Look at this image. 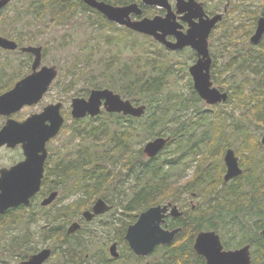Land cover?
I'll list each match as a JSON object with an SVG mask.
<instances>
[{"label": "trees", "instance_id": "trees-1", "mask_svg": "<svg viewBox=\"0 0 264 264\" xmlns=\"http://www.w3.org/2000/svg\"><path fill=\"white\" fill-rule=\"evenodd\" d=\"M21 0H16L10 5L15 6L16 14L15 21L19 22L24 15L30 19L50 18L57 24H65L68 19H71L78 9L91 11L101 19L104 27L110 31H118L116 25L107 21L102 15L85 6L80 0H30V3L18 5ZM106 3H129L136 0H102ZM138 1V0H137ZM235 5V4H234ZM233 5V6H234ZM29 24V23H28ZM14 25V22L11 27ZM238 26L234 25L233 21H228L224 31L225 37L229 41H233L238 37ZM13 38L19 46H24L26 43L22 32L12 27ZM243 31H247L245 28ZM129 35L133 32L126 30ZM250 34V31H248ZM136 35V34H134ZM138 35V34H137ZM5 37H12L7 35ZM142 39L151 41L150 38L141 36ZM262 41L261 43H263ZM252 51L250 54L253 60L257 63L263 62L264 52L255 53V48L249 46ZM9 53V52H8ZM16 53V52H11ZM44 55V51H43ZM161 56L144 57L131 64V66L123 65L113 81L104 84H92L90 88L101 89L108 88L118 93L123 99H128L133 103L145 104L146 114L142 118H133L123 116L121 114H108L101 112L95 118H86L76 121L75 123L88 125L89 122H96L105 116L103 123L99 126H87L83 134H75V138L84 137L83 145L75 150V155L72 158L58 160L54 174L57 179L53 183H42V193L47 189H61L66 196L77 192L90 198L89 202H93L98 197H103L109 202H114L120 197L118 189H112L115 183H123L122 177L117 176L114 168L122 165L128 173L123 176H128L137 173L136 191L132 197L128 199L127 204L123 207V211L130 210L139 212L155 203L160 199H170L172 203H179L185 208L184 220L178 219V223L182 231L176 237V241L169 246L158 247L154 251L153 261L144 264H203V260L198 257L192 250L191 244L194 235L201 230H213L220 234L223 245L226 248H235L245 244L252 245V264H264V237L260 231L264 229V147L260 144L259 138L252 140L247 137L248 134L242 135L236 125H233V134L236 135L237 149L240 151L244 167V173L238 179H235L227 184H224L222 178L216 181L213 172L206 166H196L194 178L181 184V181L186 176V171L190 166L175 162L172 149L168 150L163 155L167 147L177 146L175 152H179L182 156L193 155V160L203 152L202 147L206 145L212 138L213 130H224V123L221 121V113L212 115L211 111L203 110L201 100L197 96L192 87L190 88L191 96L186 97L182 93H175L165 97L161 96V92L169 84L171 70L168 62L162 60ZM229 59V58H228ZM167 60V59H166ZM168 61V60H167ZM239 64L237 58L229 59L228 64L222 65L225 74L230 71L233 65ZM29 65V63H23ZM7 66V65H6ZM260 75L264 79V65L260 70ZM118 79L121 84H114ZM2 79H0L1 83ZM264 81V80H263ZM264 84V83H263ZM248 82L242 81L235 89L239 92L232 93V96H237L241 99V89H245ZM263 102L262 117L264 122V86L262 91H259ZM240 94V95H239ZM193 108L197 116H204L201 120L192 119ZM180 120H179V119ZM195 118V117H193ZM107 121V122H105ZM180 124L175 126L173 122ZM180 122V123H179ZM183 124V125H182ZM200 131L201 134L196 132ZM226 131V135L228 132ZM243 132L245 130L243 129ZM79 133V132H78ZM97 133H104L109 138L106 147L108 149H97V145L88 144V137H96ZM247 133V132H246ZM230 134V133H229ZM83 135V136H82ZM140 136V137H138ZM140 138L136 140V138ZM156 137H170L166 148L159 155L152 159H147L143 155L142 145ZM194 138V140H192ZM174 140V141H173ZM240 140V141H239ZM174 142V143H173ZM206 156V154H203ZM195 156V157H194ZM197 161V158H196ZM175 186L171 195L166 196L167 192ZM42 195V194H41ZM96 196H98L96 198ZM164 196V197H163ZM192 200L196 197V205L189 206L184 197ZM42 196H37V198ZM81 197L80 199H86ZM36 198V197H35ZM78 200L76 206L89 209L91 205H87V201ZM37 205L36 207H38ZM44 210L43 219L46 224H57L60 217L70 219L69 207L56 208L53 211ZM30 211L26 217L27 224L36 222V217L39 213L35 207H20L15 210L8 211L0 217V221L7 216L21 218L19 212ZM54 218V219H53ZM15 223V222H14ZM46 230V231H44ZM54 228H43L44 240L51 241L59 235L65 236L64 232L55 231ZM124 230V229H123ZM123 232V231H122ZM123 236V234H122ZM27 236L18 237L13 240V245L17 248H23V245L28 242ZM127 247V246H125ZM131 259L140 260L129 252ZM29 254H26L21 259H26ZM121 264H131L124 262ZM135 264H143L136 261Z\"/></svg>", "mask_w": 264, "mask_h": 264}, {"label": "rangeland", "instance_id": "rangeland-1", "mask_svg": "<svg viewBox=\"0 0 264 264\" xmlns=\"http://www.w3.org/2000/svg\"><path fill=\"white\" fill-rule=\"evenodd\" d=\"M199 1L206 3V7L209 11L215 10L213 4L219 2L218 0H215V3H212L214 0ZM237 2L238 0H231V6L233 3L236 4ZM17 3H19L18 5L28 6L27 4L30 3V0H21ZM255 6H260V1L256 2ZM154 12L156 11L154 10L150 14ZM15 14V6L13 5L8 6L1 12L0 36L5 37L10 35L12 37L6 38L14 41L13 38H15V35L10 28H16L19 32H22L25 38L24 41H26V43L24 46H40L43 48L44 56L42 65L48 67L54 66L58 71L56 80L48 93L41 100L40 105L26 108L23 113L37 112L47 104L62 102L65 127L47 146L49 154L51 155L49 160L50 165L60 159L69 158L75 154L76 149L83 145L84 137L75 138L74 135L76 133L83 134L87 126H92L91 124L99 126L103 123V119L106 118L105 116H101V119L93 123L89 122L88 125L76 124L70 116V100L75 97L87 99L90 91L93 89L90 88V85H105V83L113 81L115 78L113 76L117 74L120 76L122 75V73L120 74L118 72L123 65L131 66V64L137 63L138 60L144 57L157 58V56L160 55L161 58H167L171 62L170 70L172 74L169 78V84L161 92V96L165 97L175 93H182L186 97L191 96V90L188 87L187 64L185 65V62L189 60V53L185 52L181 55H167L161 52L153 41H146L142 39L139 34L134 35L130 33L129 35L123 28L118 26H116L118 31H110V29L107 28L108 26L104 27L105 24L103 25L101 19L91 11L78 9L72 18L68 19L65 24H57L50 18L30 19L31 14L29 17L23 14L24 17L19 22H16L14 18ZM230 19L233 18L230 17ZM13 22L14 25L11 27L10 25H12ZM234 25L237 26V24ZM220 31L224 34V30H219L214 41L212 40V51L216 56H219V54L224 56L221 64H228L229 59L232 57L237 58L239 64L233 65L231 67L232 69L225 75L221 77L218 76L220 81H224L220 88L222 91L228 93L229 96L227 101L214 108L213 110L215 111L210 109L204 102L201 106L204 109L212 110L213 113H221V121L225 124L224 130H234L233 125H236V129H239L242 135L248 134L247 137L250 138L251 142L256 138L260 139L264 134V122L262 117L263 102L258 101V98L260 101L262 100V97H260L262 95L259 91H262L264 86L263 76L260 75L262 64L264 65V58L263 62L257 63L250 57L252 51L249 48L250 43L247 40L235 39L229 41L224 34L223 38L217 41ZM263 49L264 47L261 48V50ZM255 53H257V51H253V54ZM25 62L28 63L27 58L20 52L8 53L0 51V71L4 73L0 83L1 91L7 89V84L9 86L13 84V80L10 82V80L7 81V78L12 77ZM124 79L121 76V81ZM245 80L248 82V86L246 89L244 87L241 89L243 93L241 99L237 96H231L232 93H240V90L237 91L235 87L239 86L240 82ZM114 84L118 87V84H121V82L116 79ZM101 89H104V87ZM196 113L197 112L194 111L193 108L192 119L197 116ZM203 117V115H198L199 120ZM243 129L245 132H243ZM230 135V137L226 138L227 146L232 148L236 156L241 159L240 151L238 152L236 150L237 141L234 139L236 135ZM138 137L136 140L140 139ZM108 138L109 137L104 133H97L96 137H88L87 145L95 144L98 146L97 149H108L106 147ZM170 148L172 149V146L167 147L163 155L166 154ZM213 148L212 146L211 149ZM215 151L219 153L217 156H214L211 160L210 158L205 160V164L209 169L214 166V164L219 165V161H221L222 149L220 146H218ZM14 155L15 153L12 154L9 151L1 150L0 157L2 160L0 159V163H7L9 161L8 159ZM191 161L193 160H188L189 163ZM209 161L210 165H208ZM212 170H214V168ZM114 172L117 176H121V180L124 182H117L112 187L114 190L117 188L121 194L120 197L114 199V202H111V205H113L112 213L101 217L99 220H94L91 223H83L82 228L74 237L64 239L59 235L51 241H45L43 228L47 229L49 225L46 224L42 217L44 210L41 209L40 205L35 207L39 215L36 217V222L33 224H27L26 222V217L32 210L19 212L18 214L21 217L19 219L10 216L2 219L0 221V264H18L22 261L21 258L26 254L30 255L46 246L55 251L53 256L49 259V263L47 262L46 264H68L70 261H72L73 264H78L77 262L85 260L86 256H88V263L99 264L106 258H109L108 247L110 246V242L113 239L122 237V234L124 235L126 232V222L135 220L139 214V212L130 210L123 211V207L127 204L128 199L132 197L133 192L137 190V173L131 174L130 172L129 177L123 176L124 173L126 174L128 172L120 164L117 168H114ZM194 172L195 167H190L187 170L186 178L181 184L184 183V181L192 179ZM215 172L214 175H217L218 169L215 170ZM174 189L175 186L167 192L166 196L171 195ZM61 197L62 199L55 205L56 208L65 205L67 207L70 206V213L71 211L73 213L76 209L81 213L87 210V208L76 206L81 197H86L82 192L74 193L73 196L68 198L62 190ZM97 197L98 196H96V198ZM184 199L188 200L186 196ZM85 200L89 206L95 201L89 202L90 198L88 196L86 199H83L82 202ZM168 200L170 199H162L161 197L160 199L158 198V201L155 203L166 204ZM196 200V197L192 200L189 199L187 202H191H189L188 205L191 207L192 205H196V203H198ZM73 216L78 217V214ZM74 217H71V222L74 221ZM70 221L67 224H63V219H60L57 221V224L67 227ZM22 236H27L29 240L27 244L23 245V248L19 249L17 246L13 245V240ZM121 252L122 261L130 259V254L123 244L121 246ZM130 263L135 264L136 261L131 259Z\"/></svg>", "mask_w": 264, "mask_h": 264}, {"label": "water", "instance_id": "water-1", "mask_svg": "<svg viewBox=\"0 0 264 264\" xmlns=\"http://www.w3.org/2000/svg\"><path fill=\"white\" fill-rule=\"evenodd\" d=\"M11 1L14 0H0V12ZM81 1L103 15L108 21L124 26L133 32L150 36L170 50H182L185 47L195 50L199 59L189 68L195 91L208 105L226 102L227 93H222L212 87L210 82L211 58L207 43L211 30L222 19V15L208 18L204 14L202 5L195 0H175L177 13H183L182 20L188 23V29L184 33L181 31L182 27L176 22L174 14L171 13L168 5L169 0H142L144 6L166 8L167 14L164 18L155 16L138 20L132 19V15L139 17L142 14V9L138 4L115 7L100 0ZM196 18L198 22H192ZM263 34L264 15L259 20L250 42L257 44ZM169 35L174 36L176 41H167L166 37ZM0 49L14 51L17 49V44L0 36ZM20 51L34 56L32 63L34 72L18 81L12 89L0 95V115L9 116L25 106L37 104L57 75L54 66H44L36 71V68L41 65V47H23ZM59 108L60 104L49 105L41 114L32 115L22 123L7 120L0 130V147L6 145L12 149L20 145L24 155L22 162L10 169L0 170V216L9 209L21 205L28 206L30 199L39 192L46 158L45 145L58 134L64 122ZM102 109L109 114L140 118L145 114L146 106H135L109 89H93L87 99L73 98L71 102V115L74 119H83L87 115L94 118L100 114ZM46 121L49 124H45ZM168 141L169 138L157 137L144 145L143 153L148 158H153L166 146ZM260 142L264 146V136ZM224 161L227 168L225 182L242 173L238 166V159L232 150L226 152ZM56 196V192L51 193L41 202V206L50 205ZM109 210L110 207L99 199L94 204L92 212H84L83 217L86 221H90L96 215ZM168 210L172 217L182 216L176 206L168 203L164 206L149 208L140 214L135 224L127 228L125 239L136 256H148L156 246L170 244L180 232L179 228L172 231L162 228L161 225L165 224ZM79 228L78 223H73L69 226L67 234H74ZM261 235L264 237V229L261 231ZM194 250L206 259V264H251L248 245L238 250L224 251L220 238L215 232L200 233L196 238ZM50 254L49 249H42L18 264H44L50 258ZM110 254L114 258L118 257L115 245L110 247Z\"/></svg>", "mask_w": 264, "mask_h": 264}, {"label": "flooded vegetation", "instance_id": "flooded-vegetation-1", "mask_svg": "<svg viewBox=\"0 0 264 264\" xmlns=\"http://www.w3.org/2000/svg\"><path fill=\"white\" fill-rule=\"evenodd\" d=\"M81 1V0H80ZM100 1H102V0H100ZM197 3H199V4H201L202 5V8H203V11H204V14H205V16H207L208 18H213L214 16H216V15H222V19L214 26V28L211 30V32H210V34H209V36H208V40H207V43H208V51H209V55H210V58H211V66H210V71H209V74H210V82L212 83V87H214V88H216V89H218L220 92H222V93H227L226 91L224 92V91H222V89L220 88V86L224 83V81L222 80V81H220V79H219V77H221L222 75H225V72H224V69L225 68H223L222 67V65H225V63H222L221 64V62H222V58H224V56L223 55H220L219 54V56H216V54L212 51V46H211V44H212V40L214 41V39L216 38V36H217V34L219 33V30H224L225 31V29H226V24H227V22L228 21H233V19H234V24H237V26L238 27H240V28H238V32H239V35H238V37H236V39H243V40H247V41H249V43H250V45L253 47V48H255V50L257 51V53H262V52H264V49L263 50H261V48L262 47H264V42L263 43H261L262 41H264V34L262 35V38H261V40L257 43V44H252L251 42H250V38L253 36V34L255 33V31H256V29H257V26H258V23H259V20L263 17V15H264V0H238V2L234 5V3L232 4V6H231V0H218L219 2L217 3V4H213V7H214V9L215 10H213V11H209L208 9H207V7H206V3H204V2H201V1H199V0H195ZM258 1H260V6H255L256 5V2H258ZM82 2V1H81ZM105 2V1H104ZM83 3V2H82ZM142 0H136V1H134V2H129V3H120V4H117V3H114V4H111V3H108V4H110V5H113V6H115V7H122V6H127V5H130V4H138L140 7H141V9H142V15L141 16H139V17H135L134 15H132V19L133 20H138V19H142V18H153V17H155V16H159V17H162V18H164L165 16H166V14H167V9L166 8H164V7H147V6H142ZM212 3H215V0L212 2ZM84 4V3H83ZM254 4V5H253ZM168 5H169V7H170V10H171V13H173L174 14V16H175V20H176V22L182 27V29H181V31L182 32H186V30L188 29V23L187 22H185V21H183L182 20V17L184 16V14L183 13H177V4H176V1L175 0H169L168 1ZM234 5V6H233ZM156 11V12H154L153 14H150L152 11ZM4 11V10H3ZM2 11V12H3ZM230 17L231 18H233V19H230ZM192 22H194V23H197L198 22V19L196 18V19H193L192 20ZM123 29H126V30H129V29H127V28H125V27H122ZM246 29L247 31H243V29ZM248 31H250V34H248ZM143 36H145V37H149V36H146V35H143ZM223 36H224V34L220 31V34H219V36H218V38H217V41H219V40H221L222 38H223ZM3 37V36H2ZM4 38H6V37H4ZM150 39H151V41H153L157 46H158V49H160V51L161 52H164V53H166L167 55H181L182 53H189V60L188 61H186L185 62V65L187 66V74H188V87H192L193 88V90L195 91V89H194V84H193V79H192V77H191V75H190V73H189V68L191 67V66H193L194 64H196L197 63V61H198V59H199V56H198V54H197V52L195 51V50H193V49H191L190 47H185V48H183L182 50H170V49H168V48H166V46L164 45V44H162V43H160V42H158V41H156V40H153L151 37H149ZM8 39V38H7ZM166 40L167 41H170V42H175L176 41V39H175V37L174 36H171V35H169V36H167L166 37ZM15 41V40H14ZM225 41V40H224ZM221 43V42H220ZM223 44H224V42H223ZM22 47H24V46H22ZM0 51H1V49H0ZM16 51H18V52H21L20 51V49H18V50H16ZM159 56V55H158ZM26 58H27V61H28V63H29V65H23V66H21L17 71H16V73L14 74V75H12V77H10V78H7V81H9L10 80V82L13 80V84L12 85H8L7 84V89L6 90H0L1 92H0V95H2L3 93H5V92H7V91H9L10 89H12L14 86H15V84L18 82V81H20L21 79H23V78H25L26 76H28V75H30V74H32L34 71H33V67H32V63H33V61H34V56L33 55H30V54H27L26 56H25ZM167 58H165V59H162V60H165L166 62H168L169 64H171V62L169 61V59H167ZM42 63V62H41ZM220 66V67H219ZM4 67H6V66H4ZM44 67V65H40L39 67H37L36 68V71H39L41 68H43ZM217 68H218V71H217ZM22 70V71H21ZM222 72V73H221ZM0 73H2L1 71H0ZM4 73H2V74H0V79H2V75H3ZM171 74H172V71H171ZM219 76V77H218ZM7 81H6V83H7ZM5 83V82H4ZM6 85V84H5ZM216 85V86H215ZM49 91V90H48ZM196 92V91H195ZM48 93V92H47ZM46 93V94H47ZM45 94V95H46ZM196 94H197V96L199 97V95H198V93L196 92ZM44 95V96H45ZM227 95H228V93H227ZM43 96V97H44ZM229 96V95H228ZM232 96V95H231ZM189 97V96H188ZM76 98V97H75ZM43 99V98H42ZM41 99V100H42ZM73 99V98H72ZM72 99L70 100V105H69V108H70V116H71V118L73 119V121L74 122H76V121H78V120H81V119H74L73 117H72V115H71V102H72ZM199 99L201 100V105H202V103L204 102L205 103V101L204 100H202L200 97H199ZM41 100L37 103V104H35V105H32V106H25V107H23L20 111H18V112H15V113H12V114H10L9 116H4V115H0V130L3 128V126L6 124V122H7V120H13V121H15V122H19V123H22V122H24V121H26L29 117H31L32 115H38V114H41L43 111H44V109L47 107V106H49V105H56V104H60V108H59V113H60V115H61V117L63 118V120H64V122H63V125H62V127L60 128V130H59V132H58V134L64 129V127H65V117H64V110H63V104H62V102H56V103H50V104H47L46 106H44V107H42V109H40L39 111H37V112H30V113H27V114H23L24 113V109H26V108H31V107H33V106H36V105H40V102H41ZM222 103H225V102H222ZM222 103H218V104H215V105H208V104H206V105H208V107L210 108V109H214V108H216L219 104H222ZM203 108V107H202ZM210 109H204L203 108V110H207V111H211V113H212V115H214L215 113H213L212 112V110H210ZM213 111H215V110H213ZM198 116H195V118L194 119H196ZM86 118H92V117H90L89 115H87L85 118H83V119H86ZM95 118V117H94ZM142 118V117H141ZM82 119V120H83ZM93 119V118H92ZM179 119V118H178ZM180 120V119H179ZM174 124H176L177 123V121H174L173 122ZM180 123V122H179ZM45 124H49V122L48 121H46L45 122ZM77 124V123H76ZM183 125V124H182ZM175 126H177V127H179L180 126V124H176ZM198 135L199 134H201V132L200 131H197L196 132ZM232 134V135H234L233 134V131H229L228 132V135H226V130H213L212 131V138L208 141V143L205 145L204 144V146L202 147V149H203V152H201V153H199V155L197 156V157H195V160H193V155L192 154H190V155H188V156H182V154H180L179 152H175L176 151V148H177V146H175V144H173V153H172V157H173V159H174V161L175 162H181V164H188L189 162H188V160L189 159H192L193 161H191L190 162V166H189V168L190 167H195V171H196V169H197V167L196 166H199L201 163V165L202 166H206L207 167V165L205 164V160L207 159V158H210V160L212 159V158H214V156H217L219 153H217L216 151H215V149L216 148H218V146H220V148L222 149V154H221V161H219V165H217V164H214V162L212 161V163L214 164V166H212V167H210V169L212 168H214V170H212L211 169V171L213 172V176H214V179L216 180V181H219L221 178H222V181H223V183L224 184H227V183H229V182H231V181H233V180H235V179H238L239 177H241L242 175H243V173H244V167H243V164H242V161H243V159H242V157H241V159L240 158H238L237 156H236V153H235V151L232 149V148H229V146H227V137H230L231 135L230 134ZM57 134V135H58ZM56 135V136H57ZM55 136V137H56ZM264 136V134L260 137V139H259V141H261V138ZM54 137V138H55ZM54 138H52V139H50L47 143H46V145H45V149H46V158H45V161H44V172H43V177H42V180H41V188H40V191L38 192V194L37 195H35L33 198H31L30 199V205L29 206H33V207H36L37 205H40L41 206V202L44 200V199H46L51 193H54V192H56L57 193V196H56V198H55V200L50 204V205H48V206H46V207H42V208H44V209H46L47 211H49V210H55L56 209V207H55V205H56V203L59 201V200H61L62 199V197H61V192H62V190L61 189H53V190H50V188L49 189H47L44 193H42V183L45 181L47 184H49L50 185V183H53L55 180H59V179H57V177H56V175L54 174V171H55V169H56V162L57 161H55L54 162V164H52V165H50L49 164V160H50V154H49V150H48V148H47V146H48V144L54 139ZM234 139L237 141V139H236V136L234 137ZM192 140H194V138H192ZM174 141V140H173ZM174 143V142H173ZM238 143V142H237ZM260 144H261V142H260ZM228 145H230V144H228ZM262 145V144H261ZM214 147L213 149H211V147ZM144 147V146H143ZM143 147H142V152H143ZM264 147V146H263ZM1 150H5V151H9V152H11L12 154H14L15 153V155L13 156V157H10L8 160V162L7 163H0V170L1 169H10L12 166H14V165H16V164H18L19 162H22L23 160H24V155H23V151H22V149H21V146L20 145H18V146H16L15 148H8L6 145H4V146H2V147H0V151ZM228 150H232L233 152H234V154H235V157L238 159V166H239V168L242 170V173L239 175V176H237V177H235V178H233V179H231V180H229L228 182H225L224 181V177H225V174H226V171H227V168H226V164H225V161H224V158H225V155H226V152L228 151ZM236 150L238 151V149H237V147H236ZM163 152V151H162ZM161 153V152H160ZM159 153V154H160ZM206 154V156H204L203 154ZM158 154V155H159ZM75 154H73L72 156H70L69 158H72L73 156H74ZM143 155L145 156V158H147L146 157V155L143 153ZM196 158H197V161H196ZM0 159L2 160V158L0 157ZM148 159V158H147ZM244 162V161H243ZM196 163V164H195ZM208 165H210V161L208 162ZM188 168V169H189ZM187 169V170H188ZM218 169V173H217V175L215 174L214 175V173H216L215 172V170H217ZM186 173H187V171H186ZM195 173V172H194ZM187 176V175H186ZM186 176H185V178H186ZM185 178H183V180L185 179ZM194 178V175H193V177H192V179ZM192 179H190V180H192ZM182 180V181H183ZM181 181V182H182ZM187 181H189V180H187ZM187 181H184V183L185 182H187ZM184 183H182V184H184ZM42 194V195H41ZM74 194H70V196H66V197H71V196H73ZM37 196H42V197H39V198H37ZM36 197V198H35ZM99 199H101V200H103L104 202H105V204L108 206V207H110V210L109 211H107V212H105V213H103V214H100V215H96L95 217H93L90 221H86L85 219H84V217H83V213L84 212H86V211H89V212H92V208H93V206H94V204L99 200ZM112 202V201H111ZM111 202H109L108 200H105L103 197H98L97 199H95V201H94V203L91 205V207L89 208V209H87V210H85V211H83L82 213L80 212V211H77V209L72 213V211H71V216H70V219H71V217H74L73 215H75V214H78V217H74V221H70V219L69 220H67V218H65V217H60L59 218V220L60 219H63V224H67L69 221H70V223H69V225L66 227V226H59L58 224H53V222L52 223H50L49 224V228H54V229H56L55 231H59V232H64L65 233V236L63 237L64 239H69V238H71V237H74L79 231H80V229L82 228V224L83 223H91L92 221H94V220H99L101 217H103V216H107V215H109V214H111L112 213V210H113V205H111L112 203ZM191 202V201H190ZM168 203H171L172 204V206H176L177 207V209H178V211L179 212H181L182 213V216H179V217H172V216H170L169 215V212H170V210H168L167 211V213H166V217H165V224H162L161 226H162V228L163 229H165V230H169V231H172V230H175V229H180V232L182 231V227L181 226H179V225H175V226H173L174 225V223H178V219H182V220H184V213H185V208L180 204V202L179 203H172V202H170V201H167V203L166 204H168ZM166 204H153V205H149L148 207H146L145 209H143L142 211H139V214H138V216L135 218V220H133V221H127L126 222V230H127V228L130 226V225H133V224H135L136 223V221L138 220V218H139V216H140V214H142L143 212H145V211H147L149 208H152V207H155V206H164V205H166ZM28 206V207H29ZM66 206V205H65ZM20 207H23V206H20ZM20 207H18V208H20ZM55 207V208H54ZM62 207H64V206H60V207H58V208H62ZM67 207V206H66ZM193 207H194V205H193ZM69 208H70V206H69ZM122 213V212H121ZM54 219V218H53ZM117 219V218H116ZM116 219H114V220H116ZM58 220V221H59ZM117 221V220H116ZM73 223H78L79 225H80V228H79V230L76 232V233H74V234H71V235H68L67 234V230H68V228H69V226L71 225V224H73ZM262 231V230H261ZM261 231H260V234H261ZM179 232V233H180ZM204 232H215L218 236H219V238H220V242H221V245H222V247H223V250L224 251H234V250H238V249H241V248H243L244 246H249V252H250V257H251V264L253 263V259H252V245L251 244H245V245H241V246H239V247H235V248H226L224 245H223V242H222V239H221V236H220V234L219 233H217L216 231H213V230H201V231H198L195 235H194V237H193V240H192V244H191V248H192V250H193V252L198 256V257H200L202 260H203V264H206V259L203 257V256H200V255H198L197 253H196V251L194 250V244H195V241H196V238H197V236L200 234V233H204ZM179 233L175 236V238L173 239V241L170 243V244H168V245H158V246H156L155 248H154V250L148 255V256H146V257H140V256H136L135 254H134V252L130 249V247H129V244H128V242L126 241V239H125V234H126V232H125V234L122 236V237H120L119 239H113L111 242H110V246L108 247V257L109 258H106L104 261H102L101 263H99V264H116V263H118V264H120V262L123 260L122 259V252H121V246H122V244L124 245V246H127V247H125L126 249H127V251L128 252H131L134 256H136L137 258H139L140 260H134V258L132 259V260H134V261H137V262H139V263H141V262H143V264L144 263H150L151 261H153L154 260V258L152 257V255H153V253H154V251L156 250V248H158V247H165V246H169V245H171L172 243H174L175 241H176V237L179 235ZM113 245H115L116 246V252H117V254H118V257L117 258H114V257H112L111 256V254H110V247L111 246H113ZM43 249H49L50 251H51V254H50V258L53 256V254H54V249H52V248H48V246H46L45 248H43ZM42 250V249H41ZM40 251V250H39ZM39 251H37V252H34V253H32V254H30L29 256H31V255H33V254H36V253H38ZM29 256L25 259V260H27L28 258H29ZM49 258V259H50ZM49 259L48 260H46V262L44 263V264H46L48 261H49ZM87 259H88V256H86V259L85 260H83V261H81V262H77L78 264H91L90 262L88 263V261H87ZM25 260H23V261H25ZM130 260H131V257H130V259H126V260H124V261H122V263H124V262H129L130 263ZM49 263V262H48ZM68 264H73V262L72 261H70ZM95 264V263H94Z\"/></svg>", "mask_w": 264, "mask_h": 264}]
</instances>
